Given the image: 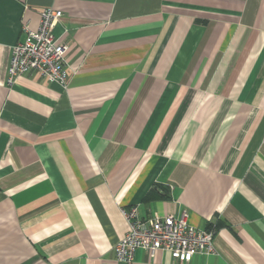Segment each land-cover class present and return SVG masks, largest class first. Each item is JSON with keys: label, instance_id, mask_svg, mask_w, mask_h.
Instances as JSON below:
<instances>
[{"label": "crops", "instance_id": "crops-1", "mask_svg": "<svg viewBox=\"0 0 264 264\" xmlns=\"http://www.w3.org/2000/svg\"><path fill=\"white\" fill-rule=\"evenodd\" d=\"M46 7L66 87L8 85ZM131 207L214 231L184 264H264V0H0V264H124Z\"/></svg>", "mask_w": 264, "mask_h": 264}, {"label": "built area", "instance_id": "built-area-1", "mask_svg": "<svg viewBox=\"0 0 264 264\" xmlns=\"http://www.w3.org/2000/svg\"><path fill=\"white\" fill-rule=\"evenodd\" d=\"M61 11L46 7L39 12L35 30H25L23 42L10 49L6 83L11 85L19 76L36 72L46 81L66 87L64 68L68 46L53 35V27ZM128 230L113 247L116 262L130 264L137 250L153 258L159 251L166 252L180 264L188 263L195 255L214 256V231H205L187 222L188 213L168 215L142 221L136 207L122 211Z\"/></svg>", "mask_w": 264, "mask_h": 264}]
</instances>
